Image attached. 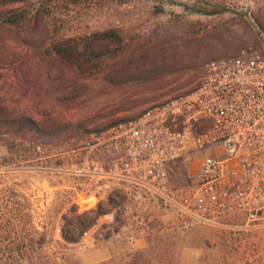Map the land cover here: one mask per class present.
<instances>
[{"label": "rangeland", "instance_id": "374dc122", "mask_svg": "<svg viewBox=\"0 0 264 264\" xmlns=\"http://www.w3.org/2000/svg\"><path fill=\"white\" fill-rule=\"evenodd\" d=\"M0 14H17L15 22L0 21V102L52 125L94 130L78 141L68 128L65 134L74 135L39 156L0 145V186L23 192L31 221L45 225L48 264H264V225L248 226L240 214L215 224L182 215L128 169L119 130L97 131L190 92L207 59L246 44L264 47V0H0ZM107 28L117 37L102 61L72 65L52 51L55 40ZM210 150L172 162L168 185H188ZM110 194L122 203L81 242L59 241L70 197L86 210L107 206ZM115 216L112 237L97 240Z\"/></svg>", "mask_w": 264, "mask_h": 264}, {"label": "built area", "instance_id": "2783aa9c", "mask_svg": "<svg viewBox=\"0 0 264 264\" xmlns=\"http://www.w3.org/2000/svg\"><path fill=\"white\" fill-rule=\"evenodd\" d=\"M108 129L124 137L137 180L182 215L215 224L240 214L248 226L264 225V47L207 59L190 92ZM206 148L188 185H168L172 162Z\"/></svg>", "mask_w": 264, "mask_h": 264}, {"label": "trees", "instance_id": "16d2710c", "mask_svg": "<svg viewBox=\"0 0 264 264\" xmlns=\"http://www.w3.org/2000/svg\"><path fill=\"white\" fill-rule=\"evenodd\" d=\"M0 21L15 22L17 14H0ZM115 37V28L96 30L80 37L55 40L52 51L66 63L84 66L94 60L102 61L114 50ZM127 120L128 117H118L97 128V131ZM68 128L77 133L78 141H83L87 134L94 131L78 122L52 125L29 113L13 112L8 104L0 102V145H5L11 153L24 149L29 151V155H40L50 143L74 135L65 134ZM67 201L68 205L61 217L59 241L62 243L81 242L85 233L97 223L101 215L111 213L114 207L122 203L111 194L108 196L107 206L99 202L97 206L86 210H80L78 202L72 197ZM117 219L115 216V220L103 223L101 229L95 233L96 239L109 240L112 232L116 230ZM48 239L45 225L40 228L31 221L30 203L23 192L15 186H0V264H48V254L44 251Z\"/></svg>", "mask_w": 264, "mask_h": 264}]
</instances>
